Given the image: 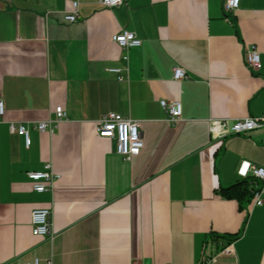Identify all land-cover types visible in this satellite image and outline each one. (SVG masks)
Returning a JSON list of instances; mask_svg holds the SVG:
<instances>
[{
    "label": "crops",
    "instance_id": "obj_1",
    "mask_svg": "<svg viewBox=\"0 0 264 264\" xmlns=\"http://www.w3.org/2000/svg\"><path fill=\"white\" fill-rule=\"evenodd\" d=\"M99 1L79 0L68 23L72 0H0V264H264V205L222 193L243 161L264 168V127L213 140L209 126L264 115V0H240L228 18L224 0ZM122 31L143 45L121 49ZM162 100L181 103L179 121ZM56 107L67 119L36 131ZM113 112L141 122L131 161L98 135ZM10 122L27 125L29 145ZM47 163L61 178L39 194L27 173ZM36 209L51 211L50 237L33 235Z\"/></svg>",
    "mask_w": 264,
    "mask_h": 264
},
{
    "label": "built area",
    "instance_id": "obj_2",
    "mask_svg": "<svg viewBox=\"0 0 264 264\" xmlns=\"http://www.w3.org/2000/svg\"><path fill=\"white\" fill-rule=\"evenodd\" d=\"M127 0H100L99 4L107 9L118 8L126 3ZM79 0H72V9L64 15V20L68 23H75L79 16ZM240 6V0H224V9L226 17L233 15ZM121 49L127 51L131 48H138L143 45V41L134 33L122 31L113 38ZM245 62L248 69L254 73L261 71L262 62L261 55L255 46H249L245 51ZM124 62H128V57H123ZM121 68L112 69V73H120ZM173 79L176 82L187 79V72L180 68L173 69ZM162 108L169 114V122L174 124L182 117V105L179 102H160ZM55 118L49 117L47 120L36 123L34 128L42 133L53 135L58 129L60 123L67 119V114L62 107L54 109ZM5 115V104L0 97V124ZM98 135L102 139H108L116 142V152L119 156L127 161H131L138 156L144 149L145 143L141 136V122L124 117L119 113H109L104 115L98 121ZM210 135L213 140L226 139L230 136L248 135L251 132L264 127V116L262 117H246L234 121L229 124L227 120L211 119L209 122ZM9 131L11 134H17L24 137L25 142L29 145L30 132L25 124L15 122L9 123ZM238 176L242 180L252 182L251 195L254 206L261 207L264 205V168L252 165L250 162L243 161L237 171ZM28 179L33 183V191L39 194L52 192L55 182L61 178V175L53 171L51 163H47L43 171H32L27 173ZM51 211L48 209H36L31 214L32 233L38 237L51 236ZM230 254L232 247L229 246L224 250ZM24 264H39V259L26 262ZM201 264H209L203 261Z\"/></svg>",
    "mask_w": 264,
    "mask_h": 264
},
{
    "label": "trees",
    "instance_id": "obj_3",
    "mask_svg": "<svg viewBox=\"0 0 264 264\" xmlns=\"http://www.w3.org/2000/svg\"><path fill=\"white\" fill-rule=\"evenodd\" d=\"M252 182L249 180L239 181L237 184L232 185L222 190L223 195L229 200H236L239 203L246 202L252 205ZM236 237L230 239V243L234 241ZM229 243V244H230Z\"/></svg>",
    "mask_w": 264,
    "mask_h": 264
},
{
    "label": "rangeland",
    "instance_id": "obj_4",
    "mask_svg": "<svg viewBox=\"0 0 264 264\" xmlns=\"http://www.w3.org/2000/svg\"><path fill=\"white\" fill-rule=\"evenodd\" d=\"M263 116H264V115H263ZM261 117H262V116H261ZM44 121H45V120H44ZM40 122H43V121H40ZM40 122H38V123H40ZM34 126H35V125H34ZM34 129H35V128H34ZM35 130H36V129H35ZM36 131H38V130H36ZM38 132H39V131H38ZM41 133H42V132H41ZM141 136H142V135H141ZM142 138H143V137H142ZM116 153H117V152H116ZM239 178H240V177H239ZM240 179H241V178H240ZM241 180H242V179H241ZM242 181H245V180H242ZM255 207H256V206H255ZM261 207H262V206H261ZM230 245H231V243H230ZM227 247H229V246H227ZM227 247H225V249H226ZM225 249H224V250H225ZM231 253H232V252H231ZM231 253H230V254H231Z\"/></svg>",
    "mask_w": 264,
    "mask_h": 264
}]
</instances>
